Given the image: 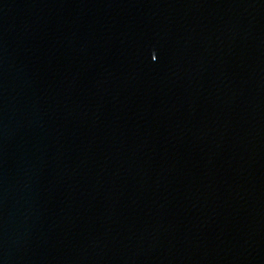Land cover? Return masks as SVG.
<instances>
[{
  "label": "water",
  "instance_id": "obj_1",
  "mask_svg": "<svg viewBox=\"0 0 264 264\" xmlns=\"http://www.w3.org/2000/svg\"><path fill=\"white\" fill-rule=\"evenodd\" d=\"M0 264H264V0H0Z\"/></svg>",
  "mask_w": 264,
  "mask_h": 264
}]
</instances>
